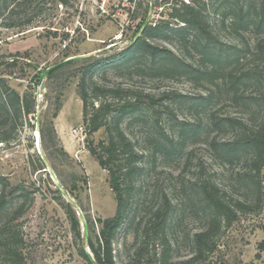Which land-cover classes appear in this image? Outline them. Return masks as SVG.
<instances>
[{
  "label": "rangeland",
  "instance_id": "rangeland-1",
  "mask_svg": "<svg viewBox=\"0 0 264 264\" xmlns=\"http://www.w3.org/2000/svg\"><path fill=\"white\" fill-rule=\"evenodd\" d=\"M180 1H195L203 9L211 26L202 35L207 41H216L223 49L241 44L239 34L230 27L214 28L224 8H239L241 0H153L150 23L170 20L176 26L181 25L169 16L172 7L180 5ZM150 9L151 0H17L0 13V62L20 59L14 68L0 65V74L8 79L13 90L21 95L33 93L39 101L36 113L28 122L21 125L19 121L10 132V139L0 142V174L7 176L13 185L25 184L35 191V200L24 216L29 264H89L78 252L80 242L66 207L55 193L57 187L50 173L44 172L45 168L38 170L37 115L40 120L46 116L52 118L59 103L62 106L54 123L59 145L67 153L56 152L54 169L42 145L41 149L62 185L65 183L70 189L80 185L74 191L75 197L68 194L73 204L79 205L93 222L94 236L101 229L100 220L116 215L118 204L110 187L109 171L99 164L90 148L101 151V143H107L110 132H115L114 119L119 118L120 128L137 157L138 168L129 180V189L135 193L131 201L141 204L134 211L137 221L140 219L142 225L147 223L150 227V219L166 198L173 206L171 219L178 217L176 227L167 236L171 243L169 264H264V250L260 247L264 241V198L260 205L256 193L259 185L264 187V168L258 174L250 165L249 151L221 160L211 145L215 138L222 144H234L238 130L226 127L220 132L215 128L202 131L198 137L187 138L182 151L165 152L170 139L178 141L182 126L205 123L212 114L259 121L262 107L256 108L250 101L255 100L259 91H264V64L258 63L255 70L262 80L242 85L239 97L220 90L215 101L200 105L213 86L211 80L196 71L212 65L211 60L202 59L203 45L191 40L182 51L178 36H171V42L153 38L150 41L164 51L161 55L154 57L147 53L128 64L106 65L96 70L94 79L102 86L120 89V96L114 99L110 115L101 116L102 124L97 131L87 130L79 135L73 129L84 124L79 82L88 63L81 60L63 68L52 80L47 79L43 88L40 83L32 84L36 73L68 57L93 53L88 58L100 59L124 51L132 44ZM247 61L241 67L251 66V60ZM180 63L189 67L185 73ZM224 75L227 70L212 79L219 82ZM92 100L89 92V103ZM94 102L97 107L100 100ZM126 158L119 148L116 165H123ZM78 176L86 177L87 182L78 183L74 179ZM204 177L214 178L225 189V196L251 200L252 206L238 212L233 224L218 232L212 251L194 259L193 237L207 219L192 201L195 193L191 187ZM81 229L85 237L82 224ZM142 230L143 227L132 226L130 222L124 225L113 246L118 264L161 263L157 252L163 245L162 234L150 230L146 240L143 236L139 242L134 241L135 233L142 234ZM85 249L94 256L87 245Z\"/></svg>",
  "mask_w": 264,
  "mask_h": 264
},
{
  "label": "trees",
  "instance_id": "trees-1",
  "mask_svg": "<svg viewBox=\"0 0 264 264\" xmlns=\"http://www.w3.org/2000/svg\"><path fill=\"white\" fill-rule=\"evenodd\" d=\"M16 1L0 0V13ZM203 12V9L195 1L192 3L180 1V5L175 4L172 7L169 16L177 20L181 25L176 26L170 20H163L155 25L150 23L142 36L136 42H132L124 51H118L107 58H85L82 61L70 62L51 72L47 79L52 80L57 72L80 61L88 63L79 82V94L84 102L83 125L86 133L87 130L92 133L101 127V116L105 118V116L110 115L114 99L120 96V89L102 86L99 81L94 79L96 70L106 65H125L147 53L157 57L164 51H160L158 49L159 46L154 45L150 40L159 38L171 42V36H178L183 48L180 47V50L183 51L191 40L193 42L197 41L205 49L202 59L211 60L212 62L208 69L199 68L196 70L201 74V77L211 80L213 84L212 89L202 97L200 105L215 101L219 92L225 90L232 94L234 98H237L242 85L262 80L261 74L255 70L258 63L264 64V0H241L239 8L229 6L220 13L219 20L216 23L217 25L214 24V28L216 26H222L227 29L230 27L240 37L241 44L229 49H223L216 41H207L205 37L203 38L211 29V26H209L210 22L208 18L206 19ZM166 51L174 55L170 50ZM19 60L2 61L0 65H5V68H14L18 66ZM247 60H251V66L249 64L245 65V68H248L245 70L244 66L241 67V65H243L244 61L248 62ZM180 67L184 73L189 69V67H185L181 63ZM20 69L22 72L25 71L23 65L20 66ZM224 70H227V75L220 79L222 81L218 82L212 79V77ZM40 77L41 71L33 76L32 84H38ZM89 92L93 98L90 103ZM94 100H100L97 107ZM250 102L256 108L260 109L262 107L263 115L259 121L254 122L235 116L219 117L212 114L205 123L200 121L191 124L190 127L188 124L182 126L178 132V141L175 142L174 139H170V142L165 147V152L171 154L182 151L187 138L198 137L202 131L206 132V130L215 128L220 132L226 127H230L238 130V139L234 144H222L216 138L213 139L211 145L214 152L218 154L221 160H229L234 155L249 151L251 156L248 161L254 169H257L259 174L264 168V91H259L255 100ZM37 104V97L33 93L28 92L21 95L13 90L8 79L3 74H0V142H6L10 139V132L18 125L19 121L21 125L25 121L28 122L29 117L36 113ZM61 106L59 103L52 118L46 116L41 120V145L47 158L52 162L54 169L57 168L53 161L56 152L67 153L59 145L60 137L54 123ZM114 121H117L115 132H110L107 143H101V151H97L96 148H90V150L99 164L109 171L110 187L115 193L118 204L116 215L100 220L101 229L95 236L93 235V222L86 216L90 231L88 240H86L82 236L81 220L74 205L63 197L59 189H55V193H57L63 206L66 207L72 229L80 242L78 252L89 264L92 263L85 251V245L93 252L97 264H118L113 246L115 241H118L119 233L128 222L132 226L135 224L137 227H143L142 234L137 232L134 235V241L136 242H139V238L143 236L146 240L150 230H155L162 234L163 245L157 254H160V264H169L168 252L171 250V243L167 236L176 227L178 217L171 219L173 206L166 198L164 204L160 208L158 207L156 214L150 219V227L147 223L142 225L140 219L137 221V215L134 211L141 204L131 201L134 191L129 189L130 177L138 168L136 165L137 157L132 143L120 128L119 118L114 119ZM226 145L228 146L226 147ZM119 148H122L123 153L127 156L125 163L121 166L116 165ZM36 158L38 170H43L45 164L42 157L36 153ZM74 179L78 183L87 182L86 177L82 176ZM63 185L66 191L71 193L72 197H75L74 191L81 188L80 185L76 184L71 189L65 183ZM191 188L193 193H195L192 201L199 206L200 210H203L207 219L204 227L195 233L193 237L195 245L194 259H200L208 250L212 251L214 249V237L218 232L231 226L236 220L238 212L249 210L252 206V201L225 196V189L220 187L219 183L212 177L197 179ZM256 193L258 195L257 201L260 204L264 198V187L259 185ZM34 200L35 191L33 189H30L25 184L13 185L7 176L0 174V258H2V260L0 259V264H29L24 216ZM140 245L142 246V244ZM260 247L264 250V241L261 242ZM141 249H139V253H141ZM257 257H260V254H257Z\"/></svg>",
  "mask_w": 264,
  "mask_h": 264
},
{
  "label": "water",
  "instance_id": "water-1",
  "mask_svg": "<svg viewBox=\"0 0 264 264\" xmlns=\"http://www.w3.org/2000/svg\"><path fill=\"white\" fill-rule=\"evenodd\" d=\"M153 8V0H151V9L149 11V14H148V17L147 19L145 20V22L143 23L142 27L139 29V31L137 32L135 38H134V41L133 42H136L143 34L144 30L147 28V26L149 25L150 23V19H151V10ZM93 53H89V54H82V55H75V56H71V57H68L66 59H64L62 62L58 63V64H55L49 68H47L46 70H40L41 71V77H40V85L41 87L43 88L45 86V82L47 80V77L48 75L69 64L70 62H73V61H77V60H82V59H85V58H88L92 55ZM39 103V101H38ZM36 129L38 131V134L36 135L37 136V149L39 151V154L41 155L44 163H45V171H48L50 173V176L53 180V182L55 183L57 189H59L63 195V197L70 203H74L73 199L71 198V196L68 194V192L64 189V186L62 185L60 179L58 178V175L56 174V172L54 171L52 165L49 163L48 159L46 158L45 154L43 153V150L41 149V139H40V129H41V120H40V116L39 114L37 115V125H36ZM76 211H77V214L81 220V224L83 226V231H84V234H85V238L86 240H88V236H89V225H88V221H87V218L84 214V212L82 211L81 207L79 205H75L73 204ZM90 261L92 264H97L96 261H95V258L94 256H92L90 254V252L88 251V249H85Z\"/></svg>",
  "mask_w": 264,
  "mask_h": 264
},
{
  "label": "built area",
  "instance_id": "built-area-1",
  "mask_svg": "<svg viewBox=\"0 0 264 264\" xmlns=\"http://www.w3.org/2000/svg\"><path fill=\"white\" fill-rule=\"evenodd\" d=\"M73 133L76 135L83 134V133L85 134L86 133L85 126L83 124L78 126L77 128L73 129Z\"/></svg>",
  "mask_w": 264,
  "mask_h": 264
}]
</instances>
